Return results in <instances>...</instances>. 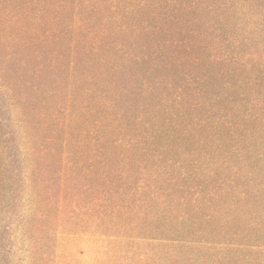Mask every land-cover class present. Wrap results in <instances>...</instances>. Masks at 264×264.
I'll return each instance as SVG.
<instances>
[{
	"label": "trees",
	"instance_id": "obj_1",
	"mask_svg": "<svg viewBox=\"0 0 264 264\" xmlns=\"http://www.w3.org/2000/svg\"><path fill=\"white\" fill-rule=\"evenodd\" d=\"M0 216L264 264V0H0Z\"/></svg>",
	"mask_w": 264,
	"mask_h": 264
},
{
	"label": "rangeland",
	"instance_id": "obj_2",
	"mask_svg": "<svg viewBox=\"0 0 264 264\" xmlns=\"http://www.w3.org/2000/svg\"><path fill=\"white\" fill-rule=\"evenodd\" d=\"M26 201V198L23 199L24 203ZM2 218L3 216H0V241H3L5 250L9 252L10 264H31L27 252L30 241L24 234L22 224L19 220L10 224ZM6 224L10 226L4 236L2 229ZM125 240L114 235L72 231L65 226H59L56 230L51 264H133L137 259L135 249Z\"/></svg>",
	"mask_w": 264,
	"mask_h": 264
}]
</instances>
